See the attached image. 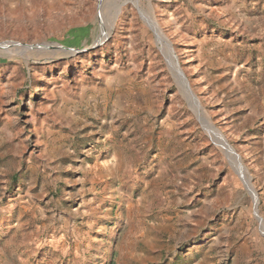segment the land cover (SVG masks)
Returning a JSON list of instances; mask_svg holds the SVG:
<instances>
[{
	"label": "rangeland",
	"instance_id": "1",
	"mask_svg": "<svg viewBox=\"0 0 264 264\" xmlns=\"http://www.w3.org/2000/svg\"><path fill=\"white\" fill-rule=\"evenodd\" d=\"M0 264H264V0H0Z\"/></svg>",
	"mask_w": 264,
	"mask_h": 264
},
{
	"label": "bare ground",
	"instance_id": "2",
	"mask_svg": "<svg viewBox=\"0 0 264 264\" xmlns=\"http://www.w3.org/2000/svg\"><path fill=\"white\" fill-rule=\"evenodd\" d=\"M147 22L149 23V25L150 26H152V28L155 30V32H156V35H157V39H158V41L159 42H161L162 44H163V46H164V50L166 51V54H167V58L169 59V61H170V64H171V67H173L174 68V70H175V73L177 74V76L180 78V80L182 81V85L186 88V82H185V80H184V77H182V75H180V71H179V65H178V63H177V60H176V58H175V56H174V51H173V49H172V47H171V45H170V42L165 38V36L162 34V31L159 29V27H158V25H157V23L155 22V21H153L152 19H147ZM104 24H105V26L107 25V22H106V20H104ZM108 25H109V23H108ZM112 25V24H111ZM110 26V25H109ZM108 27V26H107ZM183 90V89H182ZM188 92H190L189 90H188ZM190 95V94H189ZM191 97H192V100L194 99L195 100V108H200V105L197 103V101H196V99L194 98V96H192L191 95ZM197 105V106H196ZM210 127V129H213L219 136H218V138H219V140L221 141V143L223 144V145H225L226 146V148H227V150H229V151H231V152H233V148L225 141V139L219 134V132L216 130V129H214L213 127H211V126H209ZM237 164L239 165V170L238 171H240V169H241V171H240V174H242V176L243 175H245V182H246V184H247V186H249V187H251V189H252V186H250V181H248V178L246 177L247 175H248V172L246 171V169L244 168V166L242 165V163H241V161H238L237 160ZM253 190V189H252Z\"/></svg>",
	"mask_w": 264,
	"mask_h": 264
},
{
	"label": "water",
	"instance_id": "3",
	"mask_svg": "<svg viewBox=\"0 0 264 264\" xmlns=\"http://www.w3.org/2000/svg\"><path fill=\"white\" fill-rule=\"evenodd\" d=\"M25 48H27V47H25ZM170 67H171V64H170ZM171 69H172L173 72L175 73L174 68L171 67ZM179 71H180V72H179L180 75H182V77H184V80H185V82H186V89H185L186 92H187L188 94H190V96L192 95V96L195 97V95L192 93V91H191V89H190V87H189V83H188L186 77L184 76L183 72L181 71L180 67H179ZM175 75H176L177 78H179V77L177 76L176 73H175ZM179 79H180V78H179ZM179 81H180V80H179ZM188 90H189L190 92H188ZM195 99H196V97H195ZM220 144H221V143H220ZM221 146H222L223 149H225V150L227 151V148L225 147V145L221 144ZM227 153H228V151H227ZM232 155L234 156V159L240 161V157L235 153L234 150H233V152H232ZM256 204H257V203H256ZM256 212H257V217H258V219H259L261 222H263L262 219H261V218L259 217V215H258V210H257Z\"/></svg>",
	"mask_w": 264,
	"mask_h": 264
}]
</instances>
